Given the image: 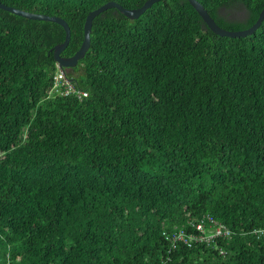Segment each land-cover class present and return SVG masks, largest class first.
<instances>
[{
    "label": "trees",
    "instance_id": "16d2710c",
    "mask_svg": "<svg viewBox=\"0 0 264 264\" xmlns=\"http://www.w3.org/2000/svg\"><path fill=\"white\" fill-rule=\"evenodd\" d=\"M109 0H0L80 47ZM137 8L146 0H114ZM227 30L264 0H197ZM63 27L0 7V264H264V18L219 36L188 0L92 20L54 92ZM225 226L229 235L198 240Z\"/></svg>",
    "mask_w": 264,
    "mask_h": 264
},
{
    "label": "water",
    "instance_id": "95a60500",
    "mask_svg": "<svg viewBox=\"0 0 264 264\" xmlns=\"http://www.w3.org/2000/svg\"><path fill=\"white\" fill-rule=\"evenodd\" d=\"M158 0H146L141 6L137 8H126L123 7L120 3L109 0L103 3L102 5L90 10L88 14L85 17L84 21V35L83 40L81 42L80 47L76 50V52L69 56L64 57L61 56V51L67 46L69 39H70V28L67 24V22L59 17L54 15H46V14H40V13H34V12H28L24 10H20L11 6H7L4 3L0 2V7L6 10H9L13 13L25 16L27 18H33V19H41V20H48L52 22H56L60 24L64 31H65V38L63 42L58 43L53 48V57L55 62L57 63V66L61 70H66V68L74 67L76 66L79 59H81L85 52L88 50L90 45V32H91V26H92V20L94 16H96L101 11L116 7L123 15L130 19H135L138 16H140L146 9L151 7V5ZM190 4L193 6V8L198 12V14L202 17L204 22L207 24V26L217 35L219 36H229V37H242L246 35L252 34L260 25L261 21L264 18V6L261 9L256 21L248 28L242 29V30H227L225 28H222L219 26L215 20L209 15V13L206 11V9L203 7V5L198 2L197 0H188Z\"/></svg>",
    "mask_w": 264,
    "mask_h": 264
},
{
    "label": "built area",
    "instance_id": "2783aa9c",
    "mask_svg": "<svg viewBox=\"0 0 264 264\" xmlns=\"http://www.w3.org/2000/svg\"><path fill=\"white\" fill-rule=\"evenodd\" d=\"M60 73V72H59ZM59 73H57L54 76V92L56 94H61V95H76L78 98H81L85 95H87V92L79 90L74 88V85L72 83V81L66 77L65 73L62 72V74L58 75ZM208 221L211 222L212 224H215L214 227V231L212 235L209 236H204L202 234H199L198 240H209L210 238L216 236V235H221L223 232H226L225 226H220L216 223V221L214 219H212L211 217L208 218ZM197 229L201 230L202 233L205 231L204 226L199 223L197 225ZM256 232L260 235V234H264V228L256 230Z\"/></svg>",
    "mask_w": 264,
    "mask_h": 264
},
{
    "label": "bare ground",
    "instance_id": "6f19581e",
    "mask_svg": "<svg viewBox=\"0 0 264 264\" xmlns=\"http://www.w3.org/2000/svg\"><path fill=\"white\" fill-rule=\"evenodd\" d=\"M200 223V222H199ZM198 223V224H199ZM198 224H196L195 225V227H196V229H197V225ZM204 229H205V227H204ZM225 229H226V232H223L222 234H224V235H229L230 234V232H229V230L225 227ZM213 231L214 230H208V233L207 234H203V233H201L202 235H204V236H209V235H212L213 234Z\"/></svg>",
    "mask_w": 264,
    "mask_h": 264
},
{
    "label": "rangeland",
    "instance_id": "374dc122",
    "mask_svg": "<svg viewBox=\"0 0 264 264\" xmlns=\"http://www.w3.org/2000/svg\"><path fill=\"white\" fill-rule=\"evenodd\" d=\"M66 69H68V68H66ZM66 71V70H65ZM65 71L64 70H61L59 67H58V70H57V73H59L58 75H60V74H62V72H64L65 73ZM71 80V79H70ZM56 81V80H55ZM55 81H54V83H55ZM52 96H56L55 95V92H53V95ZM86 96V95H85Z\"/></svg>",
    "mask_w": 264,
    "mask_h": 264
}]
</instances>
